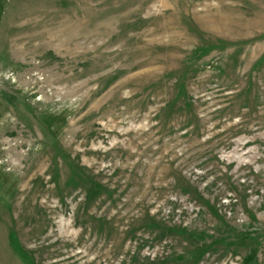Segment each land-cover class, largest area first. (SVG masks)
<instances>
[{
  "label": "rangeland",
  "instance_id": "obj_1",
  "mask_svg": "<svg viewBox=\"0 0 264 264\" xmlns=\"http://www.w3.org/2000/svg\"><path fill=\"white\" fill-rule=\"evenodd\" d=\"M0 264H264V0H0Z\"/></svg>",
  "mask_w": 264,
  "mask_h": 264
}]
</instances>
